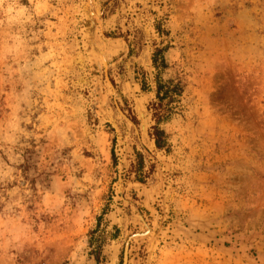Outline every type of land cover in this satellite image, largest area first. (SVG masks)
Segmentation results:
<instances>
[{"label": "rangeland", "instance_id": "374dc122", "mask_svg": "<svg viewBox=\"0 0 264 264\" xmlns=\"http://www.w3.org/2000/svg\"><path fill=\"white\" fill-rule=\"evenodd\" d=\"M126 242L264 264V0H0V264Z\"/></svg>", "mask_w": 264, "mask_h": 264}, {"label": "trees", "instance_id": "16d2710c", "mask_svg": "<svg viewBox=\"0 0 264 264\" xmlns=\"http://www.w3.org/2000/svg\"><path fill=\"white\" fill-rule=\"evenodd\" d=\"M159 93L160 92H159V87H158L157 94L159 95ZM161 135H162V132L160 130H158L157 128L153 129L152 136H153L154 144H155L156 148H162V146H163V142L161 140Z\"/></svg>", "mask_w": 264, "mask_h": 264}, {"label": "water", "instance_id": "95a60500", "mask_svg": "<svg viewBox=\"0 0 264 264\" xmlns=\"http://www.w3.org/2000/svg\"><path fill=\"white\" fill-rule=\"evenodd\" d=\"M105 78H106V80L108 82V79L106 77V69H105ZM136 236H140V235H136ZM127 251H128V242H126L125 247H124L122 264H126V262H127Z\"/></svg>", "mask_w": 264, "mask_h": 264}, {"label": "bare ground", "instance_id": "6f19581e", "mask_svg": "<svg viewBox=\"0 0 264 264\" xmlns=\"http://www.w3.org/2000/svg\"><path fill=\"white\" fill-rule=\"evenodd\" d=\"M93 50V49H92ZM94 51V50H93Z\"/></svg>", "mask_w": 264, "mask_h": 264}]
</instances>
